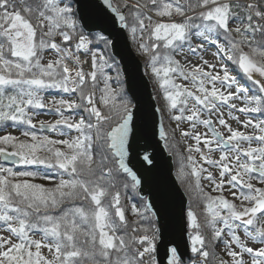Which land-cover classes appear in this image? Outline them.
I'll return each mask as SVG.
<instances>
[{
  "label": "snow or ice",
  "instance_id": "snow-or-ice-1",
  "mask_svg": "<svg viewBox=\"0 0 264 264\" xmlns=\"http://www.w3.org/2000/svg\"><path fill=\"white\" fill-rule=\"evenodd\" d=\"M97 7L137 46L156 111L176 125L171 141L162 119L158 134L190 196V243L160 257L157 213L126 162L134 105L106 51L112 40L85 30L80 0H0V157L21 169L0 164V264H264V118L234 114L264 117V0ZM42 110L58 118L37 120Z\"/></svg>",
  "mask_w": 264,
  "mask_h": 264
},
{
  "label": "water",
  "instance_id": "water-1",
  "mask_svg": "<svg viewBox=\"0 0 264 264\" xmlns=\"http://www.w3.org/2000/svg\"><path fill=\"white\" fill-rule=\"evenodd\" d=\"M99 2L80 0V23L87 25V32L99 33L112 40V57L120 66L125 91L134 105L126 162L141 180L138 191L157 213L155 220L160 228V257L163 258L165 248L171 244L178 245L183 253L190 243L184 229L188 198L174 174L172 155L168 154L164 141L159 138L161 115L156 111L158 105L153 99L150 80L127 33L118 25L113 26L111 20L100 12L97 7ZM146 155L151 158V164L143 159ZM0 160L3 164L12 165L4 162L2 157Z\"/></svg>",
  "mask_w": 264,
  "mask_h": 264
},
{
  "label": "trees",
  "instance_id": "trees-1",
  "mask_svg": "<svg viewBox=\"0 0 264 264\" xmlns=\"http://www.w3.org/2000/svg\"><path fill=\"white\" fill-rule=\"evenodd\" d=\"M176 19L179 20L180 18H179V17H176ZM93 34H97V33H93ZM98 34H99V33H98ZM100 35H101V34H100ZM129 40H130V42H131V45H132V47H133V49H134L136 55H137L138 58L142 61V64H143L144 70L146 71L145 58L142 57V56L137 52V50H136L137 46L131 41L130 38H129ZM99 47H100L101 50H105V46H104L103 44H101ZM106 51H107L108 55H110V56L112 57L110 47H108V48L106 49ZM245 51H247V49H245ZM112 58H113V60H114V62H115L116 69H117V71L119 72V81H120V84L123 86L124 91H125V87H124L125 85H124V81H123V75H122L121 70H120V66H119L117 60H116L114 57H112ZM229 68H231V69L233 70V69H234V66H232V65L229 63ZM107 71H108L109 75H111V76H113V77H116V75H117V71H113L112 69H108ZM147 76H148V79H149L150 82H151L152 90H153V92H155L156 90H155V86L153 85L152 78L150 77V75H147ZM113 86H114V87L116 86L115 83H113ZM101 87H102V85H101ZM125 94H126L127 98H128L129 100H131V99L129 98L130 96L127 95L126 91H125ZM51 95L63 96V95H65V94L60 93V94L57 95L55 92H53V93H51ZM45 96H50V95H49V94H45ZM97 96H99V93H97ZM154 96H157V94H154ZM155 100H156V102H157L158 107H161L162 101H160L159 99H155ZM132 104H133V103H132ZM42 114H50V115L52 114V115H54V113H49L47 110H42ZM66 114H67V113H66ZM160 115H161V113H160ZM255 115H257L259 118H264V117L259 116L258 114H255ZM161 119L163 120V124H164V126H165L166 131H167L168 134H169V139H170V141H171V140H172V135H173V133H172V128H171L172 121L169 120L167 114H164L163 116L161 115ZM8 130H9V131H12V132H16V133H17L16 135H19V132L15 131L14 129H8ZM0 134H2V133H0ZM44 134H47V135L52 136V133H46V132H45ZM172 142L177 143L178 146H179V142H180V141H179L176 137H175V140L172 141ZM167 152H168V150H167ZM172 160H173V165H174V174H175L176 179H177V181H178V183H179V186L182 188V190H183L184 193L186 194V197L188 198V205H189V203H190V196H189V194L186 192L184 185H183V184L180 182V180L177 178V169H178V166H179V160H178V158H177L175 155H172ZM0 164H2L1 161H0ZM4 166H5V165H4ZM6 167H7V166H6ZM9 167H13L14 170H21V169H20L19 167H17V166H13V165H12V166H9ZM29 170H37V166H29ZM39 171L41 172V174H44L45 172H48L49 174H53V173H51V170L44 169L42 166L39 167ZM53 175H54V174H53ZM35 182H36V183L44 184L46 187H52V186H54L53 183H50V182L47 181V180H40V179H37ZM128 195L134 197V193H132L131 189L128 190ZM213 195H216V194H213ZM230 200H231V199H230ZM145 201H146V200H145ZM124 202H125V204H128V203H129L128 200H125ZM187 208H188V206H187ZM127 215H128V219H129L130 221H131L132 219H134V218L131 216L130 212H129ZM197 215H198V216L201 215V210H200V209H197ZM201 222H202V221H201ZM155 223H156V220H155ZM156 225H157V223H156ZM208 235H210V233H208ZM216 253L219 255V252L217 251V249H216Z\"/></svg>",
  "mask_w": 264,
  "mask_h": 264
},
{
  "label": "rangeland",
  "instance_id": "rangeland-1",
  "mask_svg": "<svg viewBox=\"0 0 264 264\" xmlns=\"http://www.w3.org/2000/svg\"><path fill=\"white\" fill-rule=\"evenodd\" d=\"M214 50H215L214 48H211V49L209 50V52L206 54L205 58L208 59V60H210V61H212V60H213V57H212L211 53H212V51H214ZM177 58H178V59H181L182 62H185L183 57H177ZM190 59H191V62H192V63H196V62H198V61L196 60V57H191ZM230 70H232V69L230 68ZM178 82H179V81H178ZM150 83H151V82H150ZM151 86H152V85H151ZM98 93H99V92H98ZM154 94H157V92H156V91L153 92V95H154ZM50 98H51L50 96H46V99H50ZM57 98H59V97H57ZM237 103H238V105L240 104L239 101H237ZM234 114H235V115H238V116L240 117L241 120H244V119H246V118H252V117H254L256 120L261 119V118H259L257 115H255V114H251L250 117H246L244 114H241V113H234ZM56 118H58V117H56L55 115H53V117H50L49 115H44V114H41V115H39L38 117H36L37 120H39V119H44V120H48V121H52V120H54V119H56ZM76 118L79 119V116H77ZM226 118H227V116H226ZM229 123H230V124L232 125V127H234V128L239 127V125L237 124L236 121L229 120ZM175 127H176L175 123L172 122V124H171V128L173 129V128H175ZM181 127L187 129L188 125H187V124H183V125H181ZM241 130H244V129L241 128ZM8 131H9V130H8ZM200 131L203 132L204 129L201 128ZM246 131H247L248 133H251V132H252V129L249 128V129H247ZM11 132H12V131H11ZM13 134H17V133H16V132H13ZM72 135H75V133H72ZM175 137L180 141V142H179V147H180L181 151H183L184 144H183V142L181 141V137H180V135H179V131H177V132L175 133ZM61 138H65V137H61ZM188 143H193V142H192V141H188ZM254 146H255V145H254ZM205 151H206V149H205ZM185 155H186V153H185ZM197 158H198V156H197ZM213 158L218 159V158H219V153L217 152V153L213 154ZM6 166L9 167V165H6ZM6 166H5V167H6ZM202 183L206 185V184H207V181H202ZM253 183H256V182L253 181ZM257 186H262V185H257ZM206 190H207V191H210V189H208V188H206ZM213 194H216V193H213ZM224 195H225L228 199H233V198L231 197V195H230L227 191L224 193ZM237 203H239V202L237 201ZM5 235H7V234L5 233ZM241 236H243L242 233H241ZM34 238L39 239V236L37 235V236L34 237ZM249 246H252V247H258L259 245L250 242ZM217 251L219 252V255H220V256H223L225 259H228V257L225 256V254H224V252H223V250H222V246H221L220 248H217ZM245 259H248V257L246 256Z\"/></svg>",
  "mask_w": 264,
  "mask_h": 264
},
{
  "label": "built area",
  "instance_id": "built-area-1",
  "mask_svg": "<svg viewBox=\"0 0 264 264\" xmlns=\"http://www.w3.org/2000/svg\"><path fill=\"white\" fill-rule=\"evenodd\" d=\"M86 67V69H87V66H85Z\"/></svg>",
  "mask_w": 264,
  "mask_h": 264
}]
</instances>
